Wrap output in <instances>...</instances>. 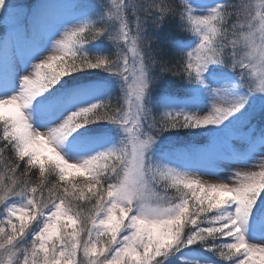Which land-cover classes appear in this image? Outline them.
<instances>
[{
  "label": "snow or ice",
  "instance_id": "1",
  "mask_svg": "<svg viewBox=\"0 0 264 264\" xmlns=\"http://www.w3.org/2000/svg\"><path fill=\"white\" fill-rule=\"evenodd\" d=\"M33 21L35 53L0 74V264H264V0H71ZM181 130L208 143L164 144Z\"/></svg>",
  "mask_w": 264,
  "mask_h": 264
},
{
  "label": "rangeland",
  "instance_id": "2",
  "mask_svg": "<svg viewBox=\"0 0 264 264\" xmlns=\"http://www.w3.org/2000/svg\"><path fill=\"white\" fill-rule=\"evenodd\" d=\"M14 2L18 5L17 11L19 12V16L10 19L8 21L0 20V29L4 32V42L1 43L0 47L3 49L0 52V55L4 53V50L7 52V57L0 59V74L3 73L5 68V63L7 61V66L9 71L14 70L15 66L19 64L21 67L23 66L24 61L29 59L31 55H33L36 51V45L40 43L41 36L40 33L36 30L35 23L33 21V17H39L42 15L44 18H56L62 16L68 9L69 5L71 4V0H14ZM93 3L100 4L103 0H92ZM178 2V0H177ZM253 4H257L259 0H252ZM19 23L20 27H23V24L26 28V33L18 34L15 30L14 25ZM164 26V31L168 28V24ZM178 34H182L178 30ZM187 38L185 39H176L175 41H179L183 44H191L192 37L189 33H187ZM1 42V41H0ZM50 53H45L44 55L47 56ZM38 61H33V63ZM259 68L257 66L256 72L258 73ZM85 74H79V76H84ZM106 74L100 73L99 77H93L94 79L103 78ZM253 79L256 78V73L253 74ZM172 79V77H170ZM183 99V96L181 97ZM259 100L256 101L257 106H259ZM205 113H201L203 115ZM257 129L261 126L260 114L257 112V119L254 121ZM96 127V126H92ZM182 134L184 135V130H181ZM188 135V134H187ZM205 137L204 140L202 137ZM201 138L202 144H199L198 139L194 138ZM209 137L207 135H197L192 136L189 140L184 139V137H177V135H169L165 134L163 137L164 144L167 145L169 142L177 143V144H191L197 146H203L208 143ZM210 148L211 146H207ZM40 152L44 156H51V153L47 151L46 145L40 146ZM237 170L236 167L232 168H225L224 165H221L219 171L222 175L219 176H204L203 180L214 183L218 182L219 180H226L229 178L233 171ZM239 170L241 171H258L259 168H253L251 166L242 167Z\"/></svg>",
  "mask_w": 264,
  "mask_h": 264
},
{
  "label": "trees",
  "instance_id": "3",
  "mask_svg": "<svg viewBox=\"0 0 264 264\" xmlns=\"http://www.w3.org/2000/svg\"><path fill=\"white\" fill-rule=\"evenodd\" d=\"M178 30L182 33L181 35L178 34ZM164 32L168 34L169 39L172 40V41H175L176 39H181V38L185 39V38H187L186 32L180 30L177 27V21H174V20H170V23L168 24V28ZM3 33L4 32H2L1 29H0V41H1L0 45H1L2 42H4L3 40H4L5 37H4ZM2 51H3V49H1V47H0V52H2ZM4 57L5 58L7 57L6 50H4V53L2 55H0V59L4 58ZM168 58L169 59H175L176 58V49L175 48H171L170 49ZM77 75H79V74H77ZM93 77H95V76H88L87 78L88 79H94ZM66 79H70V78H66ZM170 84H171V90L175 91L180 97H182L183 93H182V90H181V87H180L181 86V81L179 80V78L178 77H172V79H170ZM176 135H177V137H182V138L184 137V139H187V140H189V138L192 137V136H197V135H192L190 132H187V131L184 132V135L182 134V131L180 133L176 134ZM201 137L204 140L205 137H203V136H201ZM194 139H198V140L200 139L199 140L200 141L199 144L200 145L202 144V139L201 138L198 137V138H194Z\"/></svg>",
  "mask_w": 264,
  "mask_h": 264
}]
</instances>
